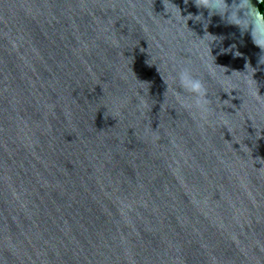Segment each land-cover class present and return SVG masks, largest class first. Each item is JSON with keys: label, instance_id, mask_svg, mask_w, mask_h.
<instances>
[{"label": "water", "instance_id": "1", "mask_svg": "<svg viewBox=\"0 0 264 264\" xmlns=\"http://www.w3.org/2000/svg\"><path fill=\"white\" fill-rule=\"evenodd\" d=\"M261 0H0V264H264Z\"/></svg>", "mask_w": 264, "mask_h": 264}, {"label": "trees", "instance_id": "2", "mask_svg": "<svg viewBox=\"0 0 264 264\" xmlns=\"http://www.w3.org/2000/svg\"><path fill=\"white\" fill-rule=\"evenodd\" d=\"M258 9L260 11V14L262 15L264 19V0H261L260 4L258 5Z\"/></svg>", "mask_w": 264, "mask_h": 264}]
</instances>
